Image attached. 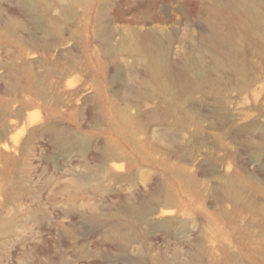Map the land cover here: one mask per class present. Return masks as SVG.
<instances>
[{
	"label": "rangeland",
	"instance_id": "obj_1",
	"mask_svg": "<svg viewBox=\"0 0 264 264\" xmlns=\"http://www.w3.org/2000/svg\"><path fill=\"white\" fill-rule=\"evenodd\" d=\"M0 264H264V0H0Z\"/></svg>",
	"mask_w": 264,
	"mask_h": 264
},
{
	"label": "bare ground",
	"instance_id": "obj_2",
	"mask_svg": "<svg viewBox=\"0 0 264 264\" xmlns=\"http://www.w3.org/2000/svg\"><path fill=\"white\" fill-rule=\"evenodd\" d=\"M150 63H151L153 66L159 68V66H158V62H157V61L151 60ZM162 214L164 215L165 213H162Z\"/></svg>",
	"mask_w": 264,
	"mask_h": 264
}]
</instances>
